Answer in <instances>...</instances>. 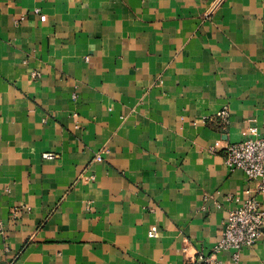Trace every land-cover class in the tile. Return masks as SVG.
<instances>
[{"label": "crops", "instance_id": "0c3cea01", "mask_svg": "<svg viewBox=\"0 0 264 264\" xmlns=\"http://www.w3.org/2000/svg\"><path fill=\"white\" fill-rule=\"evenodd\" d=\"M251 127L264 0H0V264L208 255L256 188L223 158Z\"/></svg>", "mask_w": 264, "mask_h": 264}, {"label": "built area", "instance_id": "2783aa9c", "mask_svg": "<svg viewBox=\"0 0 264 264\" xmlns=\"http://www.w3.org/2000/svg\"><path fill=\"white\" fill-rule=\"evenodd\" d=\"M40 20L44 21L45 16H40ZM33 76L38 77L39 73L34 72ZM227 115L226 110L219 112L225 122ZM53 157L43 155L44 159ZM223 158L230 172H243L249 181L256 183V188L253 192L248 190L241 204L228 212L212 251L186 264H222L220 256L224 252H230L231 264H240L241 252L254 247L264 230V209L257 199L258 194H264V134H259L256 127L249 128L241 141L226 145ZM96 159L101 160L99 156Z\"/></svg>", "mask_w": 264, "mask_h": 264}]
</instances>
